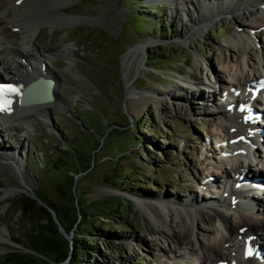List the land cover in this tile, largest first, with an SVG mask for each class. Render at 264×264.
Wrapping results in <instances>:
<instances>
[{
	"label": "rangeland",
	"instance_id": "1",
	"mask_svg": "<svg viewBox=\"0 0 264 264\" xmlns=\"http://www.w3.org/2000/svg\"><path fill=\"white\" fill-rule=\"evenodd\" d=\"M7 1L0 0V16L6 21L15 13ZM244 1L233 0V8L241 12ZM174 5L159 0H70L65 12L54 9L28 19L25 27L37 25L33 37L25 33L21 39L23 32L12 25L0 30V48L25 49L29 58H40L42 72L53 76L57 92L47 110L15 118L6 129L0 126L1 152L18 156L10 148L28 144L19 150L20 167L0 166V264H8L6 253L25 251L24 232L30 233L33 220L39 218L20 215V210L14 214L22 196L54 201L68 222L76 215L75 202L79 209L91 206L104 213L117 207L113 217L110 212L87 210L88 216L81 215L69 234L59 225L57 233L49 232L65 247V241L71 243L77 233H86L85 225H93L97 231L89 242L93 247L90 264H200L180 255L192 247L200 253L198 241L207 244L226 236L214 215L197 217L191 224L186 216L180 220L171 211L170 221L161 225L136 201L143 200V205L177 200L180 204L197 198L207 205L211 197L204 182L219 174L218 160L226 158L228 149L221 142L222 116L217 113L230 101L231 93L223 87L231 82L238 62L241 71H247L246 51L232 37L236 30L252 25V16L245 14L234 23L230 15H222L223 20L215 15L186 34L185 25L190 24L184 5ZM140 23L147 30L140 29ZM11 30L19 33L14 36ZM257 32L252 54L247 56L253 68L263 70L264 26ZM145 42L143 50L128 53L131 46ZM0 57L12 68L29 61L11 53ZM214 72L221 82L214 83ZM198 92L211 95L213 103L197 99ZM258 98L264 107V91ZM253 121L263 135L241 154L252 158H246L245 165L249 162L251 169L260 172L264 116ZM22 182L28 186L16 190L14 186ZM231 213V219H236ZM39 222L47 225L43 218ZM168 226L180 234L178 243L159 233ZM259 236L262 240L264 232Z\"/></svg>",
	"mask_w": 264,
	"mask_h": 264
},
{
	"label": "bare ground",
	"instance_id": "2",
	"mask_svg": "<svg viewBox=\"0 0 264 264\" xmlns=\"http://www.w3.org/2000/svg\"><path fill=\"white\" fill-rule=\"evenodd\" d=\"M9 1L11 2V7L15 13L14 16L12 18L10 17L11 19L7 21L4 19L2 20L0 16V30L7 28L6 25L16 26L17 29L19 28V31L21 30V33L23 32L21 39H24L25 35L23 34L26 33L27 36L30 34V36L33 37L35 33L32 30L37 28L36 23L30 25V27H25L28 19H35L39 14L43 15L48 11L52 12L51 10L54 9L57 10L58 13L65 12V9L67 8L66 6L70 0H8L7 2ZM159 1H165L167 3L170 2L171 4L174 3L175 8L178 5H184L183 11L185 12L186 19L190 24V26L185 25L186 34L194 30L193 26H198L205 21L207 22L215 19V15H220V20L224 19V16L222 15H225V17L230 15L234 23H236L237 19L240 17L245 16V14L252 16L254 20L252 25H249L247 30H236L232 37L235 41L241 43L246 51H244L246 53V58H244L245 60L243 59V65L247 67V71L244 74L241 71V63L238 62L234 68V75L231 77V82L228 86L223 87L224 91L231 93L229 94L230 101H228L225 105L220 106L217 113L222 116L219 121V129L223 133L221 142H226V148L228 149L224 154L226 158H219L218 160L219 165L217 168L220 175L218 174L217 176H212L210 180L204 182V185L209 187V197H211L206 200L207 205L205 204L206 206H204L201 204L197 198H195L194 201L180 202V204L177 200H168L167 202L163 200H155L154 203L146 201L147 203H144L143 205V200L136 199V201L139 206H143L144 210L148 211L149 217H151L155 223L161 225L166 223V221H170L171 211L175 212L180 220L181 216H186L187 220L191 224L194 223V220L197 217H203L205 214L218 217L221 227L226 232V236L221 240L213 239L207 244H201V242L198 241L197 246L201 252H196L194 250L195 248L192 247L182 252L180 255L181 258H192L193 261H198L200 264H231L232 262H237L238 264H263L264 238L260 240L258 238V232H264V207L262 203L264 193L259 194L258 189L260 188L259 186H263L264 189V165L260 172L259 170L257 172V170L251 169V164L248 162L247 165H245V163L247 162L246 158L249 160H252V158H250V156L248 157L246 154H241V151H244V147L247 149L252 148L253 144L257 141V138H260V135H263V132L261 133L259 127L254 126L255 121L253 120L255 118L250 117V121L245 122V115L248 113V110L245 108H247V105L249 104L255 106L257 103L260 107H263L262 102H257V98L252 93L253 90L256 89L252 83L254 81H258L259 79H264V57H262L261 65L263 70H258V68H253L250 62V56L248 57L247 53L252 54L251 46L252 44H255V37L258 33V28L259 26H264V0H245L242 2L241 12H239L238 8H233V0ZM10 32L14 36L19 33L18 30H11ZM196 32L198 33L201 31L196 30ZM147 44V42L135 44L129 48L128 53L143 50L147 47ZM4 53H11L13 56L29 60L25 66L19 64L16 68H12L7 64L5 58L0 57V65L3 66L4 72L7 73L10 79L18 86V91L11 92L9 95L7 94L0 101V103H3L5 100L9 101L4 110L0 111V126L6 129L7 126L9 127V123L14 121L15 118L20 119V117L25 118L29 115L33 116V114H40V111L43 112L44 110H47L56 100L57 92L55 90V84H53L50 89L44 88L47 93L49 92L51 94V98L49 99H39L30 101L29 103L18 101V94L22 88L39 78L52 79L53 76L52 78L49 77V73L45 76L41 68L43 67L42 60L40 58H29L28 52L25 49L18 50L6 47L0 48V54ZM27 57L29 59H27ZM234 72H238V75H235ZM213 78L214 83H219L222 80L221 76H219L217 72L213 73ZM231 89H233V91H239V94L234 95L233 92H231ZM263 90L264 89L257 90V92H261ZM198 95L197 99L200 101L205 103L211 101L213 103L211 95L205 96L203 92H198ZM241 97H243L242 101L240 100ZM239 104H243L244 110H239L237 108ZM255 111H259V107H255ZM261 112L262 116H264V107ZM257 123L259 125V122ZM22 140H24V138ZM18 145L20 149L28 148V144L26 145V148L21 144V142ZM21 146L23 147L21 148ZM20 149L11 150L10 148V151L16 153L17 155L19 154L18 156H15L13 153L11 154L0 151V166L7 167L10 170L15 166L17 168L20 167L22 164V161L19 160V156L21 157L19 151ZM27 152L28 150L24 152V157L27 156ZM252 156L254 157V153ZM24 160H26V158H24ZM13 165L14 167H12ZM231 174H233V176H231ZM243 178H256L258 185L253 184L252 182L245 183ZM26 185L28 186L27 182H22L16 184L14 188L16 190H23L26 188ZM219 192H221V195H219ZM223 195H225V197H223ZM251 198L262 201L256 202L253 200L254 206H256L254 207L256 208V212L254 211V208L250 209L248 207V204L251 202ZM230 211H233L236 219H231ZM168 227V230L161 228L159 233L162 236L164 235L166 238H170L173 243H178L180 234L170 226ZM245 245L249 246L250 251L254 248L262 249V256L257 258L254 252H252V254L249 252V254L245 255ZM176 248L180 249L179 246ZM226 251L229 254L232 253V255L226 256L225 254H222V252L224 253Z\"/></svg>",
	"mask_w": 264,
	"mask_h": 264
},
{
	"label": "trees",
	"instance_id": "3",
	"mask_svg": "<svg viewBox=\"0 0 264 264\" xmlns=\"http://www.w3.org/2000/svg\"><path fill=\"white\" fill-rule=\"evenodd\" d=\"M139 28L143 29L144 31L147 30L144 23H140ZM147 56L148 58L151 57L149 54ZM113 130L116 132H121V129L113 128ZM129 147H131V145ZM69 149L73 151L72 148ZM65 151L67 152V150ZM91 162L92 159L90 160V164L87 165L86 169L91 167ZM75 164L79 167V162L77 159H75ZM38 197L45 203V205H41L35 198L22 196L21 201L15 208L14 212L15 214L17 210H20V215L27 213L29 215L33 214L34 216H39V218L33 220V229L28 231L30 233L24 232V238L27 240V244H24L23 247L34 251V253L20 249H14L13 251L6 253L4 256L8 264H57L64 260H67L66 264H90L89 258H91V251L93 247L89 245V242L92 240L94 232H96L97 229L93 225L87 224L85 225L84 229V232L86 233H77L78 235L72 239L71 243L64 240L65 247H61L58 245V241L55 239V237L50 236L49 234V232L52 230L56 231L57 233L58 224L53 220L48 208L55 211L59 224L68 234L73 231V228L77 226V224H79V217L81 215H87V210H93L96 212L100 211L92 208L91 206H89V208L83 207L79 209L77 203L75 202L74 209L77 211L76 215L74 219L68 222V220H64L61 210L56 205V203H54V201H51L48 198H42L41 196ZM96 201L97 199L93 200L91 204L96 203ZM116 209L117 207H110L106 209L105 213H100L108 214L110 212L109 214L113 217L114 215L111 214V212H115ZM40 218L45 219L47 221V225H41L39 222ZM80 225H83V223ZM102 230L104 229L102 228ZM37 253L41 254L43 257L39 256Z\"/></svg>",
	"mask_w": 264,
	"mask_h": 264
},
{
	"label": "water",
	"instance_id": "4",
	"mask_svg": "<svg viewBox=\"0 0 264 264\" xmlns=\"http://www.w3.org/2000/svg\"><path fill=\"white\" fill-rule=\"evenodd\" d=\"M36 85H43L44 86V88H46V89H50L51 87H52V85H53V81L51 80V79H44V78H39V79H37V80H35V81H33V82H31L30 84H28V86L25 88V92H26V94H28L29 93V90H32L33 88H35L36 87ZM43 93V92H42ZM49 98H51V94L48 92H46L45 91V93L44 94H41V95H39V94H31V95H29V96H26V98H25V103H29L30 101H35V100H39V99H49ZM32 198H35V199H37L38 200V202L40 203V204H42V205H45V203L41 200V199H39V197L38 196H32ZM49 209V211H50V213H51V215H52V218H53V220L59 225V227H61V225L59 224V222H58V220H57V218H56V214H55V212L53 211V210H51L50 208H48ZM62 228V227H61ZM63 229V228H62ZM24 249H25V251H27V252H32V253H34V251H32V250H30V249H28V248H25L24 247ZM38 254V253H37ZM39 256H41V257H43L41 254H38ZM66 262H67V260H64V261H61V262H59V263H57V264H66Z\"/></svg>",
	"mask_w": 264,
	"mask_h": 264
},
{
	"label": "snow or ice",
	"instance_id": "5",
	"mask_svg": "<svg viewBox=\"0 0 264 264\" xmlns=\"http://www.w3.org/2000/svg\"><path fill=\"white\" fill-rule=\"evenodd\" d=\"M16 91L18 90L11 87L10 85H0V97H4L7 93L16 92ZM7 103H9V101L6 100L3 103H0V111L4 110Z\"/></svg>",
	"mask_w": 264,
	"mask_h": 264
}]
</instances>
